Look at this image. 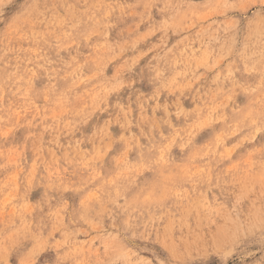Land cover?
<instances>
[{"label": "rangeland", "instance_id": "374dc122", "mask_svg": "<svg viewBox=\"0 0 264 264\" xmlns=\"http://www.w3.org/2000/svg\"><path fill=\"white\" fill-rule=\"evenodd\" d=\"M0 264H264V0H0Z\"/></svg>", "mask_w": 264, "mask_h": 264}, {"label": "bare ground", "instance_id": "6f19581e", "mask_svg": "<svg viewBox=\"0 0 264 264\" xmlns=\"http://www.w3.org/2000/svg\"><path fill=\"white\" fill-rule=\"evenodd\" d=\"M90 58V57H89ZM194 70V69H193ZM254 133V132H253ZM135 174V173H134ZM202 195V194H201Z\"/></svg>", "mask_w": 264, "mask_h": 264}]
</instances>
